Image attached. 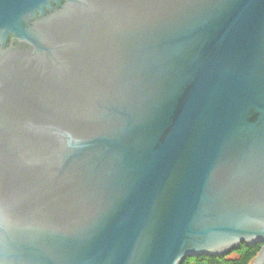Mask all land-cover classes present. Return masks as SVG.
<instances>
[{"label": "water", "instance_id": "95a60500", "mask_svg": "<svg viewBox=\"0 0 264 264\" xmlns=\"http://www.w3.org/2000/svg\"><path fill=\"white\" fill-rule=\"evenodd\" d=\"M243 244L264 264V0H0V264Z\"/></svg>", "mask_w": 264, "mask_h": 264}, {"label": "trees", "instance_id": "16d2710c", "mask_svg": "<svg viewBox=\"0 0 264 264\" xmlns=\"http://www.w3.org/2000/svg\"><path fill=\"white\" fill-rule=\"evenodd\" d=\"M262 245L247 246L241 245V248L229 255L219 257H198L189 258L183 264H251L252 261L258 256Z\"/></svg>", "mask_w": 264, "mask_h": 264}, {"label": "rangeland", "instance_id": "374dc122", "mask_svg": "<svg viewBox=\"0 0 264 264\" xmlns=\"http://www.w3.org/2000/svg\"><path fill=\"white\" fill-rule=\"evenodd\" d=\"M231 254V253H230ZM229 255V254H228ZM254 261V260H253ZM252 261V263L251 264H254V262Z\"/></svg>", "mask_w": 264, "mask_h": 264}]
</instances>
